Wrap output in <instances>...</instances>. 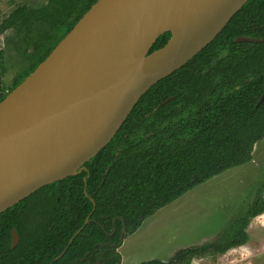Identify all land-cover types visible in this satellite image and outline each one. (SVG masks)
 <instances>
[{"label": "trees", "instance_id": "trees-1", "mask_svg": "<svg viewBox=\"0 0 264 264\" xmlns=\"http://www.w3.org/2000/svg\"><path fill=\"white\" fill-rule=\"evenodd\" d=\"M96 1L22 5L1 21L2 31H29L41 22L52 32L58 25L65 27L49 47L40 49L35 43L31 54L38 56L32 55L14 87ZM170 35L161 34L148 52L163 46ZM240 36L264 37V0H247L213 41L142 94L111 141L84 164L85 170L43 186L1 212L0 264H119L115 247L121 243L122 227L125 234L134 232L145 217L195 185L248 161L264 137V98L257 105L264 96V41H236ZM217 48L227 53L209 66L206 59ZM197 59L208 69L194 76L190 64ZM215 74L221 75L217 83ZM10 91H1L0 101ZM178 103L186 109L179 117L173 112ZM150 120L148 133L138 139L136 131ZM260 179L244 210L231 216L213 239L179 248L168 263L149 259L138 264H191L194 257L244 245L251 219L264 214V171ZM13 229L20 239L11 247Z\"/></svg>", "mask_w": 264, "mask_h": 264}, {"label": "water", "instance_id": "water-1", "mask_svg": "<svg viewBox=\"0 0 264 264\" xmlns=\"http://www.w3.org/2000/svg\"><path fill=\"white\" fill-rule=\"evenodd\" d=\"M246 1L94 2L43 61L0 101V128L38 107L53 131L50 137L33 138L0 152V213L43 186L85 170L84 164L111 141L142 94L213 41ZM165 32L171 34L166 43L149 53ZM235 40L264 39L240 36ZM140 45H148L146 53L152 59L144 71L126 82L133 64L124 61V54ZM123 234L124 227L121 241ZM18 240L13 229L10 246ZM176 251L161 261L168 263Z\"/></svg>", "mask_w": 264, "mask_h": 264}, {"label": "rangeland", "instance_id": "rangeland-1", "mask_svg": "<svg viewBox=\"0 0 264 264\" xmlns=\"http://www.w3.org/2000/svg\"><path fill=\"white\" fill-rule=\"evenodd\" d=\"M48 0H0V24L18 6L37 8ZM58 25L52 32L46 23L32 24L29 31L14 28L0 30V92L13 90L15 77L31 64L35 43L41 48L57 42L65 32ZM227 49L217 48L206 59L209 66L225 57ZM38 56L35 54L33 57ZM195 60L190 64L194 76L206 71L208 64ZM203 66V67H201ZM221 75L215 74L214 83ZM178 103L173 108L176 116L185 114ZM177 118V117H175ZM150 121L136 131L142 138L148 133ZM254 146V145H253ZM264 171V137L257 142L251 158L234 165L184 192L171 203L145 217L137 229L126 233L115 251L119 264H138L149 259H165L182 247L209 241L222 230L231 216L244 210L251 200L253 189ZM261 180V179H260ZM248 241L222 254L207 253L194 257L191 264H264V214L252 218L248 227ZM123 262V263H122Z\"/></svg>", "mask_w": 264, "mask_h": 264}, {"label": "bare ground", "instance_id": "bare-ground-1", "mask_svg": "<svg viewBox=\"0 0 264 264\" xmlns=\"http://www.w3.org/2000/svg\"><path fill=\"white\" fill-rule=\"evenodd\" d=\"M147 49L148 45H140L124 54V61L133 64L126 74V82L147 68L152 59V55H147ZM52 132L46 114L41 108L34 107L8 126L0 128V152L33 138L50 137Z\"/></svg>", "mask_w": 264, "mask_h": 264}, {"label": "flooded vegetation", "instance_id": "flooded-vegetation-1", "mask_svg": "<svg viewBox=\"0 0 264 264\" xmlns=\"http://www.w3.org/2000/svg\"><path fill=\"white\" fill-rule=\"evenodd\" d=\"M257 29V27H254V30H256ZM250 38H257V39H264V37H261V38H258V37H250ZM262 41H264V40H262ZM37 191V190H36ZM35 191V192H36ZM34 193V192H33ZM32 193V194H33ZM31 195V194H30ZM29 195V196H30ZM122 230V229H121ZM120 234H121V231H120ZM124 234H125V231H124ZM124 234H123V236H124ZM121 238V237H120ZM20 239V238H19ZM19 241V240H18ZM85 257H83L82 259H84ZM88 262L90 263V260H88ZM98 262H94L93 264H97Z\"/></svg>", "mask_w": 264, "mask_h": 264}, {"label": "crops", "instance_id": "crops-1", "mask_svg": "<svg viewBox=\"0 0 264 264\" xmlns=\"http://www.w3.org/2000/svg\"><path fill=\"white\" fill-rule=\"evenodd\" d=\"M262 215V214H261ZM260 216V215H259ZM123 263V262H122ZM136 264V263H135Z\"/></svg>", "mask_w": 264, "mask_h": 264}]
</instances>
